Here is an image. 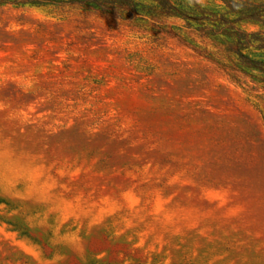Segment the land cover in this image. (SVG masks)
<instances>
[{
  "label": "rangeland",
  "instance_id": "obj_1",
  "mask_svg": "<svg viewBox=\"0 0 264 264\" xmlns=\"http://www.w3.org/2000/svg\"><path fill=\"white\" fill-rule=\"evenodd\" d=\"M183 24L0 6V264H264V85Z\"/></svg>",
  "mask_w": 264,
  "mask_h": 264
},
{
  "label": "trees",
  "instance_id": "obj_2",
  "mask_svg": "<svg viewBox=\"0 0 264 264\" xmlns=\"http://www.w3.org/2000/svg\"><path fill=\"white\" fill-rule=\"evenodd\" d=\"M220 5H203L195 0H0V6L36 8L81 7L114 14L124 21L158 22L177 18L183 25L171 27L190 44V35L208 39L222 47L234 70L256 73L264 85V60L252 58L253 51H264V31H249L245 24L264 28V3L250 0H220Z\"/></svg>",
  "mask_w": 264,
  "mask_h": 264
}]
</instances>
